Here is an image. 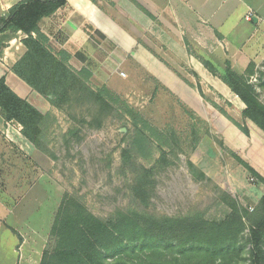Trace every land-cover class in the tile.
I'll list each match as a JSON object with an SVG mask.
<instances>
[{
	"label": "rangeland",
	"instance_id": "1",
	"mask_svg": "<svg viewBox=\"0 0 264 264\" xmlns=\"http://www.w3.org/2000/svg\"><path fill=\"white\" fill-rule=\"evenodd\" d=\"M184 46L186 57L166 49L159 52L168 67L192 89L197 91L195 87L200 85L206 105V113L202 114L205 123L149 73L116 61L107 69L96 64L93 73L86 74L93 90L105 87L110 93L113 110L99 127L93 121V112L78 105L46 114L42 136L53 159L30 150L34 159L27 160L0 133V199L17 204L25 196L23 216H18L26 225L34 250L30 252L28 245L20 254H12L18 245L17 235L0 234V264H39L64 193L105 220L119 210L168 217L200 214L207 221H219L230 214L226 195L248 213L254 212V181L214 134L216 112L222 115V110L233 121L242 123L244 105L233 97L237 108L231 110L224 98L195 76L190 64L193 57H201L219 73L229 53L223 44H206L207 49L198 44ZM257 50L260 56L252 63L248 83L264 105V44ZM189 162L205 179L190 173ZM28 185L30 191L24 194L22 190ZM7 223L14 225L12 218ZM248 238L246 227L239 236L243 252L240 264H248Z\"/></svg>",
	"mask_w": 264,
	"mask_h": 264
},
{
	"label": "trees",
	"instance_id": "2",
	"mask_svg": "<svg viewBox=\"0 0 264 264\" xmlns=\"http://www.w3.org/2000/svg\"><path fill=\"white\" fill-rule=\"evenodd\" d=\"M64 5L65 0H22L8 10L5 20H0V35L7 32L25 35L21 40L25 52L11 67L14 75L56 110L78 105L92 111L93 121L99 127L100 121L113 110L109 91L105 87L93 90L87 83L89 72L74 71L68 65L70 56L53 52L42 32L43 20ZM200 62L244 105L242 123L233 121L222 110L219 112L246 137H249L247 121L264 133V105L248 83L253 65L235 71L225 60L218 73L210 62L204 59ZM195 89L204 98L199 84ZM46 114L18 97L0 78L1 118L18 125L20 135L28 143L53 159L42 136ZM218 145L222 146L220 142ZM231 157L254 183L264 187V178L248 163L234 153ZM188 169L192 175L198 173L200 179H205L191 162ZM226 196L230 214L219 221H207L200 214L168 217L119 210L105 220L93 215L74 196L64 193L39 264H240L243 252L239 236L246 227L250 246L248 264H264V190L253 213Z\"/></svg>",
	"mask_w": 264,
	"mask_h": 264
},
{
	"label": "crops",
	"instance_id": "3",
	"mask_svg": "<svg viewBox=\"0 0 264 264\" xmlns=\"http://www.w3.org/2000/svg\"><path fill=\"white\" fill-rule=\"evenodd\" d=\"M20 1L0 0V20H5L8 10ZM42 32L48 37V46L53 52H65L70 56L68 65L74 71L84 69L93 73L96 64L107 69L116 61L130 63L149 73L203 121L206 105L202 98L168 67L159 50L166 49L170 54L186 57L188 51L184 44L187 47L198 44L205 49L206 44H223L232 69L245 70L249 64L256 63L260 56L257 49L264 44V0H65L64 6L43 20ZM23 38L25 35L20 32L0 35V78L5 79L6 85L18 97L42 114L53 113L55 109L11 71L12 65L25 52L21 43ZM148 44L156 45L150 47ZM200 59L193 57L190 60L195 76L224 98L231 110L237 108L233 104L236 96L208 72ZM213 122L216 139L264 178V133L247 121L249 137H246L218 112L214 114ZM19 131L18 125L6 123L0 116V133L5 136V142L19 150L25 159H34L29 151L39 152ZM254 184L258 202L264 187ZM22 191L27 194L29 185ZM25 202V196L17 204L0 199V234L11 233L20 238L12 254H20L28 245L30 252L34 251L26 225L18 216H23ZM10 218L14 225L7 223Z\"/></svg>",
	"mask_w": 264,
	"mask_h": 264
},
{
	"label": "built area",
	"instance_id": "4",
	"mask_svg": "<svg viewBox=\"0 0 264 264\" xmlns=\"http://www.w3.org/2000/svg\"><path fill=\"white\" fill-rule=\"evenodd\" d=\"M248 19H249V18H248ZM250 210H252V208H251Z\"/></svg>",
	"mask_w": 264,
	"mask_h": 264
}]
</instances>
